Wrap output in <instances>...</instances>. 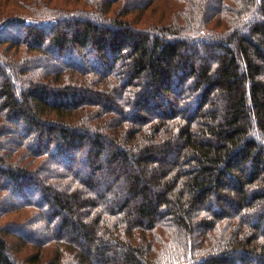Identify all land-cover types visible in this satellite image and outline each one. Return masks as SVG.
Returning <instances> with one entry per match:
<instances>
[{
    "label": "trees",
    "instance_id": "obj_1",
    "mask_svg": "<svg viewBox=\"0 0 264 264\" xmlns=\"http://www.w3.org/2000/svg\"><path fill=\"white\" fill-rule=\"evenodd\" d=\"M174 3L0 0V264H264V0Z\"/></svg>",
    "mask_w": 264,
    "mask_h": 264
},
{
    "label": "rangeland",
    "instance_id": "obj_2",
    "mask_svg": "<svg viewBox=\"0 0 264 264\" xmlns=\"http://www.w3.org/2000/svg\"><path fill=\"white\" fill-rule=\"evenodd\" d=\"M5 1V0H3ZM175 5H178V6H182V7H186V4H185V0H176V3H174ZM6 10H12V8H8ZM9 220H15L14 218H9Z\"/></svg>",
    "mask_w": 264,
    "mask_h": 264
}]
</instances>
